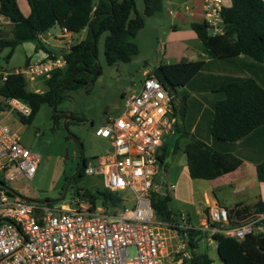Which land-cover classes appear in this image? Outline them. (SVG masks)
Here are the masks:
<instances>
[{
	"label": "trees",
	"instance_id": "1",
	"mask_svg": "<svg viewBox=\"0 0 264 264\" xmlns=\"http://www.w3.org/2000/svg\"><path fill=\"white\" fill-rule=\"evenodd\" d=\"M27 3L30 14L24 17L17 0H0V15L24 31L23 34H14L10 39L0 37V52L8 49L7 59L18 45L26 42L35 43L37 50L42 49L50 56L51 53L41 43L39 36L55 26L71 34L85 31L86 35L64 52L65 66L53 71L45 80L46 91H28L25 78L14 72L8 73L6 81H0L2 98H16L31 107V116L20 119L24 125L30 124L42 105L55 107L62 101L65 92L92 86L102 75V68L97 62V43L103 34H106L103 41L105 64H128L139 53L136 36L144 28L146 19L163 11V0H143L142 15L135 12V0H27ZM220 15L224 31L222 35L212 37L204 22L192 23L190 26L209 60L237 61L252 75L228 78L216 90L222 98L213 106L210 134L215 142L235 143L264 128V1L231 0L230 7L222 8ZM207 65L208 62L203 59L182 60L175 64L159 65L151 70V75L174 94L177 88L188 86L201 75ZM181 114H184V108ZM52 117L55 122L67 119L63 114H54ZM70 119L83 121L74 115ZM65 124L67 126L68 122ZM182 152L192 180H213L242 166L238 158L217 151L192 136ZM158 160L162 161V157ZM85 166L84 160L82 168L72 177L74 181L84 175ZM256 175L258 181L264 183V160L256 165ZM76 195L89 205L90 211L100 205L114 213V210L123 206L120 194L104 188L77 191ZM170 201L168 195L158 199L153 196L152 206L157 219L174 222V215L168 208ZM46 203L52 205L47 200ZM228 214L230 226H236L250 217L264 214V201L232 208ZM178 233L182 235L184 231L178 229ZM205 236L206 233L200 230L188 231L191 254L184 263L212 264L206 252H195L198 242ZM211 239L216 244V254L222 264H264V231L247 235L241 241L220 233L211 234Z\"/></svg>",
	"mask_w": 264,
	"mask_h": 264
},
{
	"label": "built area",
	"instance_id": "2",
	"mask_svg": "<svg viewBox=\"0 0 264 264\" xmlns=\"http://www.w3.org/2000/svg\"><path fill=\"white\" fill-rule=\"evenodd\" d=\"M222 8L221 0H203L204 23L212 37L224 32ZM70 39V33L62 29V52L14 73L22 75L27 83L35 78L48 79L53 71L65 66L63 55L71 47ZM7 76L0 73V81H6ZM142 77L139 90L123 93L122 114L106 118L95 131L97 137L110 142L112 150L83 170L85 176H100L103 188L120 194L123 203L128 200L124 194L130 192L132 207L123 205L114 213L101 207L93 211L63 205L57 208L29 201L0 186V264H166L172 253L188 256L187 233L200 229L184 218L181 224L158 220L152 206L158 159L175 125L173 98L151 71L144 70ZM2 114L26 119L32 109L16 98H3L0 105V175L12 182L21 178L30 182L39 158L21 144L17 131L3 124ZM207 221L211 234L220 233L237 241L264 231V214L230 226L227 210L219 206L207 209ZM178 229L184 231L182 238ZM174 238L178 239L177 248L172 251ZM129 249L134 251L132 257Z\"/></svg>",
	"mask_w": 264,
	"mask_h": 264
},
{
	"label": "rangeland",
	"instance_id": "3",
	"mask_svg": "<svg viewBox=\"0 0 264 264\" xmlns=\"http://www.w3.org/2000/svg\"><path fill=\"white\" fill-rule=\"evenodd\" d=\"M135 12L138 15L143 14V0H135ZM159 15L146 20V27L136 39V43L140 46V55L134 57L130 63L116 66L105 64L103 41L106 34H103L97 43V62L102 68V75L92 86L78 91L65 92L62 101L55 107L42 105L27 125L22 124L20 118L15 115L2 114L3 124L17 131L21 137V144L39 158L37 171L30 182L22 178L12 182L0 175V183L4 187L34 202L45 203L47 200L57 208L63 205L75 210L88 209L89 205L80 200L76 193L77 191L103 189L102 178L97 175H83L74 181L72 177L75 168L82 158L86 164L95 165L106 151L112 150L110 142L97 137L95 131L105 124L106 118H117L122 114L125 103L121 96L123 93L139 90L143 78L139 67L144 64L142 63L144 59L150 61L152 57H155L154 49L156 45L158 46L156 38L162 36L160 30L158 29L157 32L154 28ZM59 32V26L49 30L52 39ZM85 35V31L73 34L70 41L77 44ZM31 45H33L32 50L29 51L26 47H31ZM35 48V43L23 44L8 59L6 58L8 49L3 50L0 53V70L10 73L15 70L20 71L28 58L35 56ZM45 80L42 77L35 78L26 84V89L30 92H35V90H37L36 93L44 92L46 91ZM1 99L0 96V101ZM54 114H63L68 118L58 119L55 122L52 117ZM69 115H74L83 121L71 120ZM66 122H68L67 126ZM179 135L180 132L171 138L167 148L166 163L159 168L154 178L153 184L156 191L154 199L168 195L171 199L168 208L174 215L175 221L181 224V218H190V222L197 226L202 218L197 202L200 191L195 187L198 182L191 180L188 176L183 153L175 151L176 146L181 147L183 144V141L178 138ZM124 195L128 200L123 205L132 207L133 195L130 192ZM97 207L100 208V205ZM207 243L201 251L197 252H206L212 264H222L214 249L215 243L210 246ZM133 255V249H129V256Z\"/></svg>",
	"mask_w": 264,
	"mask_h": 264
},
{
	"label": "crops",
	"instance_id": "4",
	"mask_svg": "<svg viewBox=\"0 0 264 264\" xmlns=\"http://www.w3.org/2000/svg\"><path fill=\"white\" fill-rule=\"evenodd\" d=\"M221 1L223 8L230 7L231 0ZM17 4L22 15L28 17L30 8L27 0H17ZM201 22H204L203 0H163V11L154 25L155 30L158 32L159 29L160 33H162V36L159 33L161 38H156L158 46L156 45L154 49L155 57H152L150 61L148 60L149 62L144 59L142 62L144 64L139 67L141 76H143L144 70L151 71L159 65L175 64L182 60L198 61L203 59L208 62L206 69L201 75L192 80L188 86L177 88L175 93L171 94L173 98L172 117L175 119V125L162 147L160 155L162 161L159 162V168L163 167L166 163L168 144L171 142V138L178 132H180L178 138L183 141V144L181 147L176 146V151L182 152L185 144L189 141L190 136H192L217 151L233 155L242 162L240 168L219 178L196 180L198 183L195 187L200 191L197 202L202 218L197 226L190 222V218L185 219L187 224L206 233V236L198 242L197 250H195L196 253H198V250H202L206 242H208L209 246L215 243L211 239L210 231L207 230L209 228L207 209L219 206L229 212L232 208L238 206L244 207L258 200L264 201V183L259 182L256 175V165L264 160V128L235 143L215 142L210 134L213 106L217 100L222 98V95L216 90L228 78H244L252 77V75L237 61H211L204 55L202 43L190 26L192 23ZM142 30L138 32L136 39H138ZM61 31L62 29H60L59 34L53 36V39L49 31L39 36L41 43L51 55H57L63 51L65 43L59 40ZM23 33L24 31L21 28L14 26L8 18L0 15V37L10 39L14 34ZM81 33H84V31ZM72 36L73 34L70 33V37ZM70 43L71 46L74 45L71 41ZM23 44L18 45L14 49L12 56L15 50L22 47ZM32 46L26 48L31 51ZM138 48L139 53L137 56L140 55L139 45ZM34 55L32 58H28L23 67L31 62L48 57V54L44 50H37L36 48ZM0 73L10 72L0 70ZM121 96L123 97V94ZM2 101L3 98L0 101V105ZM182 108H184L183 115L181 114ZM173 219V223H178L175 221V218ZM177 241L178 239L174 238L171 242L172 251L176 250ZM214 249L216 250V244H214ZM186 251L188 256H182V253H172L166 260V264H184V261L189 259L191 254L188 247Z\"/></svg>",
	"mask_w": 264,
	"mask_h": 264
},
{
	"label": "water",
	"instance_id": "5",
	"mask_svg": "<svg viewBox=\"0 0 264 264\" xmlns=\"http://www.w3.org/2000/svg\"><path fill=\"white\" fill-rule=\"evenodd\" d=\"M69 117H71V115H69ZM68 118V117H67ZM83 163H84V159L82 158V166H83ZM78 172V171H77ZM77 172L74 173L73 177L76 176ZM0 186L4 187V185L2 183H0ZM23 199H25L24 197H21ZM28 200V199H27ZM29 201H32V200H29Z\"/></svg>",
	"mask_w": 264,
	"mask_h": 264
},
{
	"label": "flooded vegetation",
	"instance_id": "6",
	"mask_svg": "<svg viewBox=\"0 0 264 264\" xmlns=\"http://www.w3.org/2000/svg\"><path fill=\"white\" fill-rule=\"evenodd\" d=\"M81 168H82V162H81V160H80V163H79V164L77 165V167L75 168V172H77V171L79 172V170H80ZM75 172H74V173H75ZM78 172H77V173H78Z\"/></svg>",
	"mask_w": 264,
	"mask_h": 264
}]
</instances>
